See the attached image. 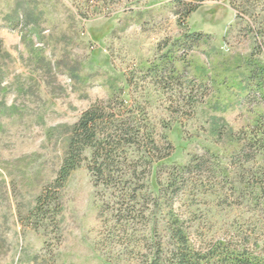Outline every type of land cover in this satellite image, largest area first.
<instances>
[{"label":"rangeland","instance_id":"374dc122","mask_svg":"<svg viewBox=\"0 0 264 264\" xmlns=\"http://www.w3.org/2000/svg\"><path fill=\"white\" fill-rule=\"evenodd\" d=\"M182 1L198 6L180 23L174 0H0V264H139L148 219L172 216L195 241L264 252V0ZM118 91L163 154L145 217L125 223L94 185L89 148L35 212L73 124Z\"/></svg>","mask_w":264,"mask_h":264},{"label":"trees","instance_id":"16d2710c","mask_svg":"<svg viewBox=\"0 0 264 264\" xmlns=\"http://www.w3.org/2000/svg\"><path fill=\"white\" fill-rule=\"evenodd\" d=\"M174 3L178 8L176 13L182 15L179 17L180 23L183 17L195 11L198 6L182 0H174ZM198 35L187 34L186 38L193 41L199 38ZM257 75L259 82L256 85L264 87V71ZM119 94L118 91L107 101H96L82 111L72 126L66 151L55 178L37 197L35 212L43 211L50 200H57L63 183L86 159L83 152L89 148L91 156L87 168L94 185H101L110 190L114 198L113 206L118 205L115 210L123 215L125 223H135L145 217L146 212L139 204V198L147 187L146 181L153 162L160 161L163 154L155 141L145 134V128ZM257 123L258 127L264 130V121ZM257 131L258 128L255 133ZM192 163L193 161H190L172 166L168 174L170 179L165 185L156 180L155 194H147L155 199L151 201L161 199L167 188L177 185L181 173L192 171ZM157 206V202H151L150 206L146 204V207L152 209L149 215L154 213ZM172 217L170 221H165L164 225L148 219L147 224L152 223V239L145 258L140 260L139 264H264V252L246 246L242 243L243 238L237 239L236 244L224 239L195 241L178 217ZM159 225H163L160 226L162 231L158 230Z\"/></svg>","mask_w":264,"mask_h":264}]
</instances>
